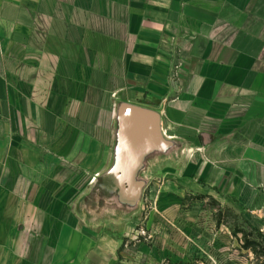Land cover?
<instances>
[{
    "label": "crops",
    "instance_id": "crops-1",
    "mask_svg": "<svg viewBox=\"0 0 264 264\" xmlns=\"http://www.w3.org/2000/svg\"><path fill=\"white\" fill-rule=\"evenodd\" d=\"M121 104L178 144L133 212L91 185ZM249 232L264 235V0H0V264H254Z\"/></svg>",
    "mask_w": 264,
    "mask_h": 264
},
{
    "label": "water",
    "instance_id": "water-1",
    "mask_svg": "<svg viewBox=\"0 0 264 264\" xmlns=\"http://www.w3.org/2000/svg\"><path fill=\"white\" fill-rule=\"evenodd\" d=\"M115 120L113 160L104 173L94 177L92 191L118 209L133 212L144 199L149 162L169 156L178 144L166 136L161 116L154 111L121 104Z\"/></svg>",
    "mask_w": 264,
    "mask_h": 264
},
{
    "label": "rangeland",
    "instance_id": "rangeland-1",
    "mask_svg": "<svg viewBox=\"0 0 264 264\" xmlns=\"http://www.w3.org/2000/svg\"><path fill=\"white\" fill-rule=\"evenodd\" d=\"M191 200L192 199H188L187 204H186L188 206V208H186L184 210L191 211V212L195 211V212L199 213V215L197 214L198 216L196 214H194V215H196L194 218H196L198 220H201V219L202 220H220L222 215L226 216V212H224L222 210L221 205H217V203H215L213 200H204L203 202L198 203L199 204L198 207L195 206V208H193L192 205L189 206V204H191ZM203 205H204V209L202 208ZM202 209L204 210L203 213L201 211ZM146 215H147V213H146ZM231 215H228L225 218H227V220L230 221L233 218V214H231ZM144 219H145V216H143V220ZM139 223H140L139 221L137 223H135L129 229V231L135 230L136 228H138L137 225ZM241 231H243V233H239L240 235H242V236H243V234L247 235L246 234V232H247L246 228H245V230H242L240 228V232ZM140 233L144 237L147 236L145 232H140ZM249 235L251 236L252 239L254 238L253 240H251V241H254L252 243V245H253L252 249L256 253V255H254V258H253V263L254 264H264V235L260 232L259 233L255 232L254 234L249 232ZM243 245L245 247L247 246L246 243H244Z\"/></svg>",
    "mask_w": 264,
    "mask_h": 264
}]
</instances>
